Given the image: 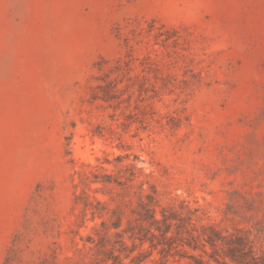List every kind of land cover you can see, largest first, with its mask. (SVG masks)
Segmentation results:
<instances>
[{
    "label": "rangeland",
    "instance_id": "374dc122",
    "mask_svg": "<svg viewBox=\"0 0 264 264\" xmlns=\"http://www.w3.org/2000/svg\"><path fill=\"white\" fill-rule=\"evenodd\" d=\"M106 159L264 256V0H0V264H102L75 195Z\"/></svg>",
    "mask_w": 264,
    "mask_h": 264
},
{
    "label": "trees",
    "instance_id": "16d2710c",
    "mask_svg": "<svg viewBox=\"0 0 264 264\" xmlns=\"http://www.w3.org/2000/svg\"><path fill=\"white\" fill-rule=\"evenodd\" d=\"M116 80L96 87L105 90ZM111 94L99 95L96 90L92 98L109 100ZM104 162L111 163L106 159L95 165L86 164L88 169L78 171L83 186L75 195L81 224L89 213L93 221L101 219L92 227L97 239L90 235L89 241L94 244L95 248L90 249L95 250L96 260L102 264H130L125 260L130 254L123 255L124 250L132 253L139 249L140 254L132 261L140 264L156 249L162 257H167L187 247L202 252L192 255V264H264V256L259 258L248 235L239 229L224 231L217 223L206 221L200 206L191 207L179 195L161 190L152 172H145L135 163H119L112 172H107L109 168ZM94 183L100 186L93 187ZM98 192L104 197L95 194ZM164 196H168L166 201ZM21 235L22 232L16 235L17 241ZM77 250L86 263V245L78 246ZM144 253L147 254L140 258Z\"/></svg>",
    "mask_w": 264,
    "mask_h": 264
}]
</instances>
